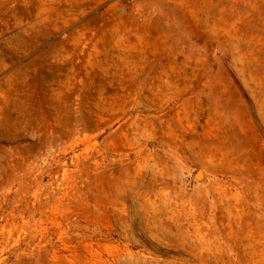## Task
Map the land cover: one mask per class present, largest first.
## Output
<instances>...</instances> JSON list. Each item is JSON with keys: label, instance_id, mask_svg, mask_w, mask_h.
Instances as JSON below:
<instances>
[{"label": "rangeland", "instance_id": "obj_1", "mask_svg": "<svg viewBox=\"0 0 264 264\" xmlns=\"http://www.w3.org/2000/svg\"><path fill=\"white\" fill-rule=\"evenodd\" d=\"M0 264H264V0H0Z\"/></svg>", "mask_w": 264, "mask_h": 264}, {"label": "water", "instance_id": "obj_2", "mask_svg": "<svg viewBox=\"0 0 264 264\" xmlns=\"http://www.w3.org/2000/svg\"><path fill=\"white\" fill-rule=\"evenodd\" d=\"M199 181H201L202 179H203V177H201V178H197Z\"/></svg>", "mask_w": 264, "mask_h": 264}]
</instances>
